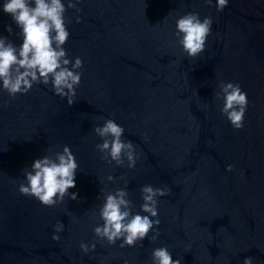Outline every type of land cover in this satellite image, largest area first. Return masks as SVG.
<instances>
[{"label":"water","instance_id":"water-1","mask_svg":"<svg viewBox=\"0 0 264 264\" xmlns=\"http://www.w3.org/2000/svg\"><path fill=\"white\" fill-rule=\"evenodd\" d=\"M78 7L81 23L74 9L66 12L65 45L84 62L76 102L69 107L42 85L15 100L0 92V264H151V250L162 245L183 264H242L246 256L264 264V0H230L223 12L204 0H83ZM187 12L213 19L195 60L171 43L176 16ZM10 23L0 12V34ZM220 80L248 93L241 130L220 114ZM101 118L125 128L140 153L135 169L101 160L93 131ZM65 144L80 164L73 189L80 200L47 208L21 196L22 170ZM109 174L120 187L126 177L137 210L143 185L171 189L160 198L161 235L143 247L97 244L84 255L79 242L95 239L100 189L117 186ZM57 221L65 224L59 242L52 240Z\"/></svg>","mask_w":264,"mask_h":264},{"label":"clouds","instance_id":"clouds-1","mask_svg":"<svg viewBox=\"0 0 264 264\" xmlns=\"http://www.w3.org/2000/svg\"><path fill=\"white\" fill-rule=\"evenodd\" d=\"M83 0H0V12L11 18L7 24V36L0 34V92L7 93L11 100L17 96L29 94L36 86H45L71 107L77 98V89L81 85L84 62L81 57H71L65 48L71 33L67 18L68 9L77 13L76 23H81L78 7ZM208 6H214L217 12H223L230 0H204ZM15 25V30L13 28ZM213 31L211 16L201 18L198 12L178 15L174 21L173 46H178L182 53L195 60L206 51L207 41ZM16 37L20 42L10 39ZM215 98L220 105V114L234 130H241L249 107L248 93L239 83L220 80ZM10 100H5L7 107ZM93 131L101 140L95 148L100 158L108 165L135 169L140 153L131 139L125 138V128L115 119L101 118ZM146 138V134H145ZM80 164L72 148L65 144L61 150L48 149L44 155L33 160L30 166L22 170L23 179L16 191L21 196L34 199L47 208L63 205L66 200L79 201L77 173ZM228 172L233 165H227ZM120 187L117 178L109 174L107 182L117 183L112 190L100 189L97 199L101 201L93 216L98 223L93 227L95 239L92 242H79V249L84 255L94 253L97 244L119 248L143 247L147 239L155 243L161 233L159 226L160 198L169 196L167 186L145 184L140 189L142 203L137 210L130 198L129 181L124 175ZM103 183V181H101ZM71 215V213H69ZM79 219L72 217V223L79 224ZM65 224L57 221L53 226L52 240L59 242ZM185 252L192 249L191 243L184 244ZM183 256H175L167 245L151 250V264H183ZM124 264H129L128 260ZM242 264H256L253 256L244 257Z\"/></svg>","mask_w":264,"mask_h":264}]
</instances>
